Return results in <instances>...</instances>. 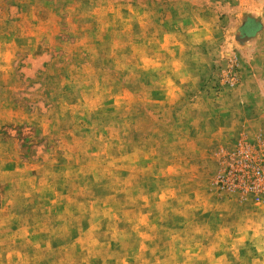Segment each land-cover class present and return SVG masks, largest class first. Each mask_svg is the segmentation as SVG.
I'll return each instance as SVG.
<instances>
[{
	"label": "rangeland",
	"instance_id": "1",
	"mask_svg": "<svg viewBox=\"0 0 264 264\" xmlns=\"http://www.w3.org/2000/svg\"><path fill=\"white\" fill-rule=\"evenodd\" d=\"M0 264H264V0H0Z\"/></svg>",
	"mask_w": 264,
	"mask_h": 264
}]
</instances>
